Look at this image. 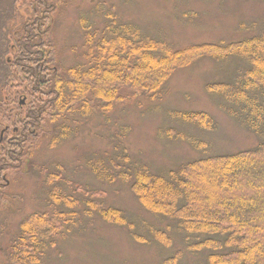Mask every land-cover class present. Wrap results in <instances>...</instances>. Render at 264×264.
I'll list each match as a JSON object with an SVG mask.
<instances>
[{
  "label": "trees",
  "instance_id": "16d2710c",
  "mask_svg": "<svg viewBox=\"0 0 264 264\" xmlns=\"http://www.w3.org/2000/svg\"><path fill=\"white\" fill-rule=\"evenodd\" d=\"M60 5L61 0H0V173H28L42 142L54 149L81 134L87 123L107 122L125 103H136L139 97L153 103L171 75L198 58L218 64L237 58L244 66L235 81L205 89L221 96L227 103L224 112L259 139L254 147L181 163L166 175L153 174L129 152L128 128L116 116L106 148L85 155L83 166L100 183L127 184L145 211L173 222V231L167 225L146 232L168 249L171 233L180 238V247L162 264H180L184 252L203 255L200 264H264V17L246 28L255 33L242 40L175 49L110 14L102 26L81 16V62L60 68L51 29ZM167 115L203 131L215 127L203 111ZM159 138L183 140L202 152L208 146L169 126ZM55 168L57 173L46 177L51 212L31 213L19 223L8 247L1 249L6 251L2 264H44L62 235V225L54 222L74 224L72 209L78 202L64 194L60 185L70 182L61 183V167ZM7 189L0 186V210L12 200ZM77 191L78 186L72 194ZM86 204L101 221L125 228L134 241H148L136 234L120 209Z\"/></svg>",
  "mask_w": 264,
  "mask_h": 264
},
{
  "label": "rangeland",
  "instance_id": "374dc122",
  "mask_svg": "<svg viewBox=\"0 0 264 264\" xmlns=\"http://www.w3.org/2000/svg\"><path fill=\"white\" fill-rule=\"evenodd\" d=\"M106 14L118 22L135 24L172 48L182 49L195 44H227L251 36L255 31L246 28L264 17V0H61L51 26L60 68L81 62L77 58L82 44L79 18L87 16L102 26ZM224 62L198 58L189 67L175 71L153 103L147 97L125 103L116 115L107 116V122L97 119L87 123L81 134L54 149L42 142L33 157L34 168L10 177L13 181L7 193L12 200L0 210V264L6 256L1 249L8 247L19 223L31 213L51 212L50 202L46 203L51 191L46 177L57 173L56 166L61 167V183L70 182L60 185L62 191L78 205L72 209L73 225L54 222L55 226L62 225V235L57 247L47 253L44 264H162L180 247V238L171 233L172 246L168 249L152 241L146 232L165 230L167 225L173 231V222L145 211L127 184L100 183L84 169L83 160L85 155L106 148V138L112 134L110 125L117 117L128 128L125 144L129 152L153 174L166 175L181 163L254 147L259 139L224 112L227 103L221 96L205 89L211 83H232L242 72L244 65L237 58L228 57ZM171 111H203L213 118L215 127L203 131L174 122L167 115ZM168 126L207 143L206 150L202 152L183 140L160 139L159 132ZM76 186L79 191L72 194ZM87 201L120 209L132 220L136 234L148 241L136 242L125 228L101 221L87 207ZM57 211L65 208L58 207ZM203 258L184 252L179 263L200 264Z\"/></svg>",
  "mask_w": 264,
  "mask_h": 264
},
{
  "label": "flooded vegetation",
  "instance_id": "af4514ba",
  "mask_svg": "<svg viewBox=\"0 0 264 264\" xmlns=\"http://www.w3.org/2000/svg\"><path fill=\"white\" fill-rule=\"evenodd\" d=\"M25 102L24 99H21L19 101V105H23ZM2 139L1 135H0V140ZM17 174V173H14ZM13 174H6V173H0V186H6V188H9L11 182L13 181L12 178ZM11 177V178H10Z\"/></svg>",
  "mask_w": 264,
  "mask_h": 264
}]
</instances>
